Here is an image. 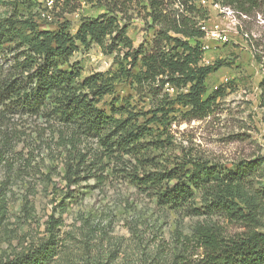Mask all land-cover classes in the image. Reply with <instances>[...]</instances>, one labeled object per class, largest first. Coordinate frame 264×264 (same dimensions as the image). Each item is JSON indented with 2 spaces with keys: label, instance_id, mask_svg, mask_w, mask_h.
Returning a JSON list of instances; mask_svg holds the SVG:
<instances>
[{
  "label": "rangeland",
  "instance_id": "obj_1",
  "mask_svg": "<svg viewBox=\"0 0 264 264\" xmlns=\"http://www.w3.org/2000/svg\"><path fill=\"white\" fill-rule=\"evenodd\" d=\"M48 1L38 0L26 10L5 0L0 2V19L12 17L19 28L21 21H33L38 30L64 29L75 35L84 17L96 18L104 12L82 3L76 12L64 13L61 8L53 10ZM202 4L209 11L208 34L218 28L223 36L217 40L206 34L202 40L208 65L225 62L206 81L208 95L218 92V98L206 118L185 119L177 107L168 124H150L156 135L164 136L165 145L146 154L150 161L140 162L139 155L124 153L105 156L97 141L65 147L67 143L51 123L13 113L2 117L0 108V124L15 138L0 165V262L48 240L52 216L59 221V248L51 264H201L206 249L200 243L198 225L214 226L224 238L243 236L252 229L264 232V211L256 225L234 221L205 213L200 197L190 206H169L159 202L153 190L135 183V175L172 169L183 159L226 168L258 160L262 168L253 184L257 190L264 186V19H246L215 0ZM129 15L128 36L134 46L152 40L155 31L139 9ZM70 63L81 68L83 79L96 73L113 76L119 69L115 55L104 54L95 44L81 47ZM99 107L110 116L113 109L123 108L146 113L140 124L153 117L147 114L152 109L149 99L137 96L131 81L125 79L114 82ZM79 155L87 163L98 156L103 164L89 173L88 167L81 168L76 182L70 183L67 165L78 168L75 158ZM69 195L74 198L68 199ZM63 208L67 211L62 212Z\"/></svg>",
  "mask_w": 264,
  "mask_h": 264
},
{
  "label": "trees",
  "instance_id": "obj_2",
  "mask_svg": "<svg viewBox=\"0 0 264 264\" xmlns=\"http://www.w3.org/2000/svg\"><path fill=\"white\" fill-rule=\"evenodd\" d=\"M202 1H48L52 2L53 10L61 8L64 13L76 12L82 3L104 9L96 18L84 17L75 35L64 29L38 30L33 21H21L24 24L19 28L12 17L0 19L2 117L13 113L44 119L57 128L59 138L67 143L65 147L68 143L76 148L81 141H97L105 156L124 153L139 155L140 162L150 161L146 158L148 152L165 148L164 136L156 135L150 124H168L177 107L182 109L180 114L185 119L206 118L212 114L218 98V92L208 95L206 81L225 62L204 63L206 51L202 40L206 32L203 27L209 20V11ZM215 1L246 19L259 16L264 19V0ZM8 2L31 10L38 0ZM137 8L155 34L152 40L136 48L128 30L132 18L129 13ZM93 44L104 54L115 55L119 69L113 76L96 73L83 79L81 68L70 63L81 47L90 48ZM118 79L131 81L135 94L149 99L152 109L147 114L153 117L146 124L139 122L146 113L123 108L113 109L110 116L100 109V101L111 94ZM261 87L264 97V81ZM14 139L13 133L4 131L0 124V165L12 150ZM82 157L75 158L78 168L73 163L67 165L66 179L70 183L76 182L81 168L88 167L89 173L101 167L104 160L97 156L87 163ZM261 168L258 160L241 161L233 168H226L201 159H183L176 161L172 169L134 178L138 186L153 190L159 202L169 206H190L189 202L200 197L205 213L256 225L259 214L264 211V186L257 190L253 184ZM72 198L69 195L68 199ZM58 227L59 221L52 216L48 240L0 264H51L58 255ZM197 230L200 243L206 249L201 264H264V232L252 229L243 236L224 238L214 226L198 225Z\"/></svg>",
  "mask_w": 264,
  "mask_h": 264
},
{
  "label": "built area",
  "instance_id": "obj_3",
  "mask_svg": "<svg viewBox=\"0 0 264 264\" xmlns=\"http://www.w3.org/2000/svg\"><path fill=\"white\" fill-rule=\"evenodd\" d=\"M203 30L206 32V34H208L206 25L203 27ZM208 35L213 37V38H215V39H217V40H222L223 39L222 33H221V31L218 28H215L214 30L210 31V33ZM204 50H206L205 46H204ZM204 63L206 65H208L207 62H206V59H204Z\"/></svg>",
  "mask_w": 264,
  "mask_h": 264
}]
</instances>
